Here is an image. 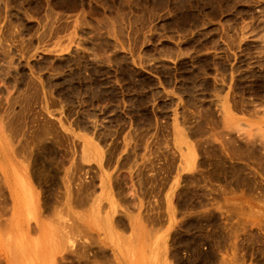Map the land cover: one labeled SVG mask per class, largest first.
Listing matches in <instances>:
<instances>
[{
  "label": "rangeland",
  "instance_id": "rangeland-1",
  "mask_svg": "<svg viewBox=\"0 0 264 264\" xmlns=\"http://www.w3.org/2000/svg\"><path fill=\"white\" fill-rule=\"evenodd\" d=\"M17 262L264 264V0H0Z\"/></svg>",
  "mask_w": 264,
  "mask_h": 264
},
{
  "label": "crops",
  "instance_id": "crops-1",
  "mask_svg": "<svg viewBox=\"0 0 264 264\" xmlns=\"http://www.w3.org/2000/svg\"><path fill=\"white\" fill-rule=\"evenodd\" d=\"M35 176H36V174H35ZM36 178H38V177L36 176ZM67 202L70 203V204H68V203L67 204L68 205H71L73 207V210L74 211L75 210L77 211L78 220L77 221L74 220L73 225H74V227L79 228L80 226L84 225V217H85V215H84V210H85V200H84V197L81 198L80 197V194H78L76 197H73V199L71 201L68 200ZM75 223H76V225H75Z\"/></svg>",
  "mask_w": 264,
  "mask_h": 264
},
{
  "label": "bare ground",
  "instance_id": "bare-ground-1",
  "mask_svg": "<svg viewBox=\"0 0 264 264\" xmlns=\"http://www.w3.org/2000/svg\"><path fill=\"white\" fill-rule=\"evenodd\" d=\"M157 2V1H156ZM159 4V3H158ZM18 128H20V127H18ZM259 160V159H258ZM262 170V169H261ZM36 172V171H35ZM36 174H39V173H36ZM255 174V173H254ZM257 174V173H256ZM37 176V175H36ZM225 176V175H224ZM17 177V176H16ZM39 177H40V174H39ZM38 177V178H39ZM42 179V178H41ZM40 181V180H39ZM17 188H15V190H16ZM256 190V189H255ZM17 191V190H16ZM15 191V192H16ZM22 191V190H21ZM22 193H23V191H22ZM15 194H17V193H15ZM227 194V193H226ZM17 197V196H16ZM18 198V197H17ZM22 198V197H21ZM23 200V199H22ZM21 200V201H22ZM25 200V199H24ZM82 201V200H81ZM238 201V200H237ZM19 203V202H18ZM18 203H16V204H18ZM68 203V202H67ZM68 204H70V203H68ZM19 205V204H18ZM77 223V222H76ZM76 223H75V225H76ZM71 225H72V223H71ZM19 228V227H18ZM112 233V232H111ZM32 250V249H31ZM16 252H18L17 250H15ZM14 252V251H13ZM81 253V252H80ZM80 253H78V254H80ZM82 253H84V252H82ZM85 254V253H84ZM82 255V254H81ZM80 255V256H81ZM14 256V255H13ZM84 256V255H83ZM87 257V256H86ZM24 258H26V257H24ZM85 258V257H84ZM82 259V258H81ZM32 260V259H31ZM33 261H34V259H33ZM83 261H85V260H83ZM227 263H228V261H226ZM230 262V261H229ZM18 264L20 263V262H17ZM81 263H83V262H81ZM28 264V263H27ZM84 264V263H83Z\"/></svg>",
  "mask_w": 264,
  "mask_h": 264
}]
</instances>
